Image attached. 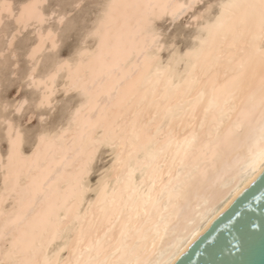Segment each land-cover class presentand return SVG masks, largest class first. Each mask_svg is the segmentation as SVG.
Segmentation results:
<instances>
[{
	"label": "bare ground",
	"instance_id": "1",
	"mask_svg": "<svg viewBox=\"0 0 264 264\" xmlns=\"http://www.w3.org/2000/svg\"><path fill=\"white\" fill-rule=\"evenodd\" d=\"M45 1L0 0L2 20L15 24L5 43L14 47L13 33L34 28L24 74L38 90L34 106H50L58 87L79 99L60 125L36 132L28 151L7 150L24 131L0 115V264H172L264 167L260 0L210 1L211 15L197 8L186 15L192 42L180 51L169 45L165 58L154 22L192 11L182 6L193 0H104L75 53L36 73L42 52L59 42L58 28L43 26L53 13ZM101 145L112 154L93 190L87 177ZM69 209L83 234L79 224L64 231L55 226L63 222L42 223Z\"/></svg>",
	"mask_w": 264,
	"mask_h": 264
},
{
	"label": "rangeland",
	"instance_id": "2",
	"mask_svg": "<svg viewBox=\"0 0 264 264\" xmlns=\"http://www.w3.org/2000/svg\"><path fill=\"white\" fill-rule=\"evenodd\" d=\"M10 1L12 2L13 7H17L18 6L17 1L20 3L24 0H10ZM75 1L77 0H46L45 1V4L43 5V9L45 10V12L46 10H47V13L49 11L50 12L53 11V13L55 12V15L53 13H52V16L49 15L50 18H47V21L43 24V26L50 27V28L52 27V29L58 28V31L56 30V32H57V36H59L60 38L58 37L59 42L57 43V46L54 49H49V50L46 49L47 51L44 50L43 51L44 53L42 52L40 56L41 58L38 59V62H37L39 64H37L35 68L37 69L35 70V72L37 71L36 73H44L45 71L48 70L49 66L51 67L52 62H54L55 60L59 58H64L67 56L70 57L75 53L76 48L79 46L80 41H82L80 40V38L81 37L84 38L85 36L84 31L86 27L87 26L90 27L92 25L91 23H93L96 18L95 15L97 16V14L99 13V7L102 6L103 3L105 2L104 0H79L78 2H75ZM208 1L209 2L215 1L214 4L217 7V3L219 0H204V3L208 4L209 3ZM213 2H210V4L212 3V5L214 6ZM75 5H80V6L75 7ZM215 6L213 7L210 14L207 13L208 15H211L214 12V9L216 11ZM201 10H203V8L198 7V11H201ZM192 11L188 10V13L184 12L183 14H181L182 16L179 15V17L177 16L175 18H170L167 15H165L155 20L154 22L155 26L154 25L153 26L157 28V30H160L159 34H160V37H162L161 40L164 42L165 45L166 44L168 46L172 45L173 48H176L178 49V51H180V50H183L186 46H188L192 42L193 32L195 31V27H193V25L195 26V24L193 25L191 24V22L194 23L192 19L189 20L190 24H189V21H187L190 18L188 17L190 16L189 14L196 13ZM60 14H65V16L60 23H57V15H60ZM186 15L188 16L186 17ZM12 20L13 18L4 17L3 22L1 23L2 26L0 25L2 29L0 30V33L2 31L0 35L2 39H0V41L2 40L3 42L2 45H1L2 42H0V54L1 55L5 54L3 55L4 58L3 56L0 57L1 58L0 62H3V61L5 62L2 65L0 64L1 66L0 67V115H3V116L7 115L6 118L11 119L17 125L18 124L20 125L18 126L20 127L21 132L23 133L24 131V134H25V137L23 134L22 148L25 151L26 150L28 151L29 148L33 144L32 142H34L33 140L36 137L35 136L36 132L38 133L39 130L41 129H51V126L52 128L53 127L56 128L58 125H60L64 121V118L67 116L70 106H73L74 103L77 102L76 100L79 99V96L76 91L75 92L70 91V92L64 93V91H62V89L61 88L59 89L58 87L55 94L53 95L55 99L53 98L52 104H50V106L48 105L47 107L45 105L43 106L44 108L42 106L39 108L34 106L35 105L34 99L38 95L37 94L38 90L35 89L32 85H27V79H24L26 78L24 77V74L26 75L27 74L26 72H28L26 69L30 67V65L28 64L29 62H27L28 58H26L25 54L27 52L28 46H30L31 42L34 39V28L32 26H28L25 29L20 30V34L18 32L19 35H17L16 33L15 38L12 42V45L14 43L13 45L14 47L10 46L12 49L14 48L13 49L14 53H12V50L10 53V51L8 50L10 49V47L7 46V43H5V41L8 42L9 35L11 34L13 30H15V26L13 27V25L15 24L14 22H12ZM179 20H181L182 22L181 21L179 22ZM55 24L58 27H56ZM11 26L13 28H11ZM4 30L10 32V33L7 32V35L9 34L8 38H6L7 35L4 36ZM86 30H88V28ZM82 33L84 36H82ZM165 45H164L165 48L161 49L163 51L162 52L160 51L161 58H165V56L169 52L168 50L171 49L170 46L167 48ZM1 49L3 50L1 51ZM60 80L58 79L57 86H59V84L61 83ZM24 97L26 99V102L24 103L23 107L18 112L14 111L13 105L19 99H22ZM38 116H40L41 119ZM2 122L0 126V137H3V139L0 140L1 141L0 142V153L1 154L4 153L7 147L6 141H4L5 123L3 124ZM111 154H112V150L108 149V147L103 146V145H101L100 148L97 150L96 156L93 159V162L91 165L90 174L87 177V183L90 189H91V186L93 190L95 189L96 186L93 187V185H96L98 181V180L96 181V178L98 179L101 175H103V169L106 170L108 168ZM99 172H100V175H99ZM89 191L91 192V190Z\"/></svg>",
	"mask_w": 264,
	"mask_h": 264
},
{
	"label": "water",
	"instance_id": "3",
	"mask_svg": "<svg viewBox=\"0 0 264 264\" xmlns=\"http://www.w3.org/2000/svg\"><path fill=\"white\" fill-rule=\"evenodd\" d=\"M172 264H264V167Z\"/></svg>",
	"mask_w": 264,
	"mask_h": 264
},
{
	"label": "snow or ice",
	"instance_id": "4",
	"mask_svg": "<svg viewBox=\"0 0 264 264\" xmlns=\"http://www.w3.org/2000/svg\"><path fill=\"white\" fill-rule=\"evenodd\" d=\"M79 6L80 5H75V7H79ZM32 7H34V6H32V5H22L21 6L22 9H29ZM182 7H188L190 9H192L193 12H195L198 7L203 8V11L200 13V16H203L205 13H210L214 6L210 3L205 4L204 0H193L192 3H190L186 6H182ZM221 7H225V6L221 5ZM2 8L4 11L10 13L12 6L5 3L2 5ZM259 8H260V13H261V26H262V29H264V0H260ZM53 14L55 15V12ZM23 15H24V12L22 11L21 16H23ZM43 19L44 18L41 16V20H43ZM217 21L220 22L221 17H218ZM2 22H3L2 13H0V23H2ZM15 35L16 34L13 33L14 37H15ZM159 38L162 39V37H159ZM158 47H161V46H158ZM170 62H171V59H170ZM261 133H262V135H264V120H262ZM43 138H44L43 135H41V139H43ZM22 146H23L22 140H20L19 144H17L16 142H13V141H9V145H8L7 150L11 153L17 147H22ZM260 162L262 164H264V154H262ZM253 167H254V165H253ZM54 220L57 222H63V223H56L55 226L57 227V229L63 228L64 231H71L75 225L79 224L81 234H83L84 224L80 221V217L78 215L77 216L71 215V209H69L67 212H65V214L63 216L55 215L54 213L50 212L45 216L42 223L44 225H53ZM77 243H80V241H77ZM46 264H52V262H46ZM65 264H71V262L65 261ZM76 264H80V262L77 261Z\"/></svg>",
	"mask_w": 264,
	"mask_h": 264
}]
</instances>
